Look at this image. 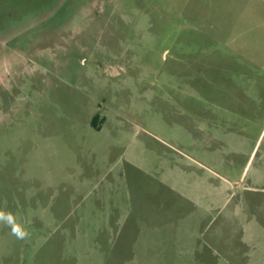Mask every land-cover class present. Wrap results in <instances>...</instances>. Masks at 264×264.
Masks as SVG:
<instances>
[{"label": "rangeland", "instance_id": "rangeland-1", "mask_svg": "<svg viewBox=\"0 0 264 264\" xmlns=\"http://www.w3.org/2000/svg\"><path fill=\"white\" fill-rule=\"evenodd\" d=\"M0 210V264H264V0H0Z\"/></svg>", "mask_w": 264, "mask_h": 264}, {"label": "clouds", "instance_id": "clouds-1", "mask_svg": "<svg viewBox=\"0 0 264 264\" xmlns=\"http://www.w3.org/2000/svg\"><path fill=\"white\" fill-rule=\"evenodd\" d=\"M0 224L9 227L12 235L19 240H25L30 235L26 228L17 222L16 216L11 212L0 210Z\"/></svg>", "mask_w": 264, "mask_h": 264}, {"label": "crops", "instance_id": "crops-1", "mask_svg": "<svg viewBox=\"0 0 264 264\" xmlns=\"http://www.w3.org/2000/svg\"><path fill=\"white\" fill-rule=\"evenodd\" d=\"M258 182H260V179L259 178H257L256 180H255V183L257 184ZM258 203H262V201H258Z\"/></svg>", "mask_w": 264, "mask_h": 264}, {"label": "trees", "instance_id": "trees-1", "mask_svg": "<svg viewBox=\"0 0 264 264\" xmlns=\"http://www.w3.org/2000/svg\"><path fill=\"white\" fill-rule=\"evenodd\" d=\"M98 118H99V116H96V117L94 118V121H93V122H94V125L97 124L96 122H97Z\"/></svg>", "mask_w": 264, "mask_h": 264}]
</instances>
